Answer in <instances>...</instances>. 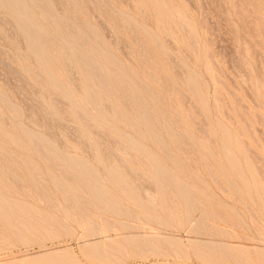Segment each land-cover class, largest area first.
I'll return each mask as SVG.
<instances>
[{
	"label": "rangeland",
	"instance_id": "1",
	"mask_svg": "<svg viewBox=\"0 0 264 264\" xmlns=\"http://www.w3.org/2000/svg\"><path fill=\"white\" fill-rule=\"evenodd\" d=\"M26 2L0 0V264H264V0Z\"/></svg>",
	"mask_w": 264,
	"mask_h": 264
},
{
	"label": "bare ground",
	"instance_id": "2",
	"mask_svg": "<svg viewBox=\"0 0 264 264\" xmlns=\"http://www.w3.org/2000/svg\"><path fill=\"white\" fill-rule=\"evenodd\" d=\"M9 1L12 2V0H9ZM13 1H14V0H13ZM24 1H25V4L27 3L26 6H31V4H33V2H36V1H33V2L30 1L31 4L28 5V2H26V0H24ZM28 1H29V0H28ZM37 1H38V0H37ZM16 2H17V1H16ZM16 2H14V3H16ZM22 2H23V1H22ZM17 3H18V2H17ZM17 3H16V4H17ZM20 3H21V1H20ZM20 3H19V4H20ZM37 3H38V2H37ZM87 3H88V2H87ZM160 4H161V3H160ZM20 5H21V4H20ZM23 5H24V4H23ZM34 5H35V7H36L37 4L35 3V4H33L32 6H34ZM39 5H40V6H39ZM39 5H38V6L41 7V4H39ZM42 5H44V4H42ZM66 5H67V3H66ZM158 5H159V4H158ZM162 5H163V4H162ZM24 6H25V5H24ZM32 6H31V7H32ZM89 6H90V5H89ZM130 6H131V4H130ZM18 7H20V6L18 5ZM35 7H33V8H35ZM44 7H46V6H44ZM21 8H22V7H21ZM25 8H26V7H25ZM37 8H38V7H37ZM47 8H48V6L46 7V9H47ZM68 8H69V7H68ZM166 8H167V7H166ZM11 9H13V8H11ZM30 9H31V8H30ZM35 9H36V8H35ZM35 9H34V10H35ZM42 9H43V8H42ZM49 9H50V8H49ZM141 9H142V11H143L144 8H141ZM17 10H18V9H17ZM24 10H25V9H24ZM32 10H33V9H32ZM40 10H41V9H40ZM19 11H20V10H19ZM19 11H18V12H19ZM28 11H29V9H28ZM28 11H27V13H28ZM35 11H36V10H35ZM91 11H92V10H91ZM160 11L163 12V10H160ZM12 12H13V11H12ZM143 12H144V11H143ZM41 13H42V11H41ZM91 13H92V12H91ZM16 14H17V13H16ZM19 14L21 15L20 12H19ZM22 14H23V13H22ZM35 14H36V13H35ZM37 14H38V16H40V15H39L40 13H37ZM46 14H49V12H48V13L46 12ZM105 14H106V12H105ZM112 14H113V13H112ZM160 14H161V13H160ZM23 16H24V14L22 15V17H23ZM30 16H31V15H30ZM45 16H46V15H45ZM49 16H50V15H49ZM94 16H95V15H94ZM108 16H109V15H108ZM22 19H25V18H22ZM96 19H97V17H96ZM163 19H164V17H163ZM32 20H33V19H32ZM157 20H159V19H157ZM24 21H26V20H24ZM48 21L50 22V19H49ZM100 21H101V20H100ZM115 21H116V20H115ZM162 21H163V20H162ZM170 21H172V20H170ZM26 22H28V21H26ZM44 22L46 23V21H44ZM52 22H55V21H52ZM101 22H102V21H101ZM172 22H173V21H172ZM37 23H38V22H37ZM26 24H27V23H26ZM34 24H35V22H33V25H34ZM39 24H40V23H39ZM56 24L59 25V23H57V21H56ZM20 25H21V24H20ZM28 25H29V23H28ZM45 25H46V27H47L48 24L46 23V24H44V26H45ZM50 25L53 26L52 24H50ZM63 25H64V23H63ZM63 25H60V26H63ZM118 25H119V24H118ZM163 25H164V24H163ZM34 26H35V25H34ZM48 26H49V25H48ZM51 26H50V27H51ZM66 26L68 27V25H66ZM66 26H65L64 28H66ZM55 27H56V26H55ZM55 27H54V28L51 27V28H49V29L52 30V28H53L54 31L58 32L57 30H55ZM105 27H106V26H105ZM158 27H159V26H158ZM172 27H173V26H172ZM29 28H30V26H29ZM36 28H37V27H36ZM57 28H58V27H57ZM62 28H63V27H62ZM68 28H69V27H68ZM31 29H32V28H31ZM46 29H47V28H46ZM70 29H71V28H70ZM103 29H104V28H103ZM106 29H107V28H106ZM159 29H160V28H159ZM39 30H40V28H39ZM66 30H67V29H66ZM71 30H72V29H71ZM184 30H185V29H184ZM27 31H28V30H27ZM37 31H38V30H37ZM43 31H44V30H43ZM54 31H53V32H54ZM174 31L176 32V30H174ZM185 31H186V30H185ZM35 32H36V30H35ZM44 32H45V31H44ZM49 32H50V30H49ZM30 33L33 34L32 30L30 31ZM50 33H52V32H50ZM176 33H177V32H176ZM39 34H40V32H39ZM47 34H48V33H47ZM56 34H58V33H56ZM35 35H36V34H35ZM41 35H42V34H41ZM43 35H44V34H43ZM49 35H50V34H49ZM51 35H53V34H51ZM54 35H55V34H54ZM59 35H60V33H59ZM190 35H191V34H190ZM36 36H37V35H36ZM33 37H34V39H36L34 35H33ZM42 37H45V35H44V36H40V38H42ZM47 37H49V36H47ZM56 37H57V35H56ZM190 37H191V39H193V38H192L193 36H190ZM57 38H59V37H57ZM62 38H64V37H62ZM113 38H114V37H113ZM37 39H38V38H37ZM37 39H36V42L38 41ZM46 39H47V38H46ZM59 39H61V38H59ZM114 39H115V38H114ZM42 40H43V39H41V42H42ZM61 40H62V39H61ZM69 40H70V39H69ZM193 40H194V39H193ZM45 41H47V40H45ZM70 41H71V40H70ZM113 41H114V40H113ZM113 41H112V42H113ZM43 42H44V41H43ZM37 43H38V42H37ZM73 43H74V42H73ZM76 43H77V42H76ZM64 44H65V43H64ZM79 44H80V43H79ZM36 45H37V44H36ZM39 45H40V43H39ZM140 45H141V44H140ZM64 46H65V45H64ZM80 46H82V45L80 44ZM141 46H142V45H141ZM142 47H143V46H142ZM65 48H66V47H65ZM76 48H77V47H76ZM84 48H85V47H84ZM143 48H144V47H143ZM87 49H88V48H87ZM92 49H93V48H92ZM65 50H66V49H65ZM79 50H80V49H79ZM67 51H68V50H67ZM75 52H76V51H75ZM84 52H85V51H84ZM146 52H147V51H146ZM91 53H92V52H90L89 55H91ZM64 54H65V53H63V55H64ZM66 54H67V53H66ZM70 54H71V53H70ZM86 54L88 55V52H87ZM94 54H95V53H94ZM96 55H97V54H96ZM89 57H90V56H89ZM97 57H98V56H97ZM70 58H71V57H70ZM126 58H127V57H126ZM172 59H173V58H172ZM66 60H71V59H66ZM72 60H75V58L72 59ZM75 61H76V60H75ZM67 63H68V62H67ZM67 63H66V64H67ZM71 63H72V62H71ZM71 63H70V64H71ZM106 63H107V62H106ZM74 64H75V63H74ZM68 65H69V63H68ZM76 65H77V64H76ZM81 65H82V63H81ZM106 65H107V64H106ZM71 66H72V65H71ZM78 66H79V63H78ZM102 66H103V65H102ZM141 66H142V65H141ZM62 67H63V66H62ZM104 67H105V66H104ZM70 68H71V67H70ZM81 68H82V67H81ZM94 68H95V67H94ZM117 68H118V67H117ZM117 68H116V69H117ZM71 69H72V68H71ZM95 69H96V68H95ZM110 69H112V68H110ZM114 70H115V69H114ZM14 71H15V70H14ZM14 71L12 70V72H14ZM37 71H38V70H37ZM41 71H42V70H41ZM72 71H73V70H72ZM95 71H96V70H95ZM103 71H105V69H104ZM115 71H116V70H115ZM118 71H119V70H118ZM42 72H43V71H42ZM64 72H65V71H64ZM40 73H41V72H40ZM73 73H74V72H73ZM86 73H87V72H86ZM97 73H98V72H97ZM97 73H96V74H97ZM120 73H121V72H120ZM17 74H18V73H17ZM117 74H118V73H117ZM43 75H44V74H43ZM83 75H84V74H83ZM106 75H107V74H106ZM16 76H17V75H16ZM74 76H75V75H74ZM101 76H102V75H101ZM112 76H113V75H112ZM152 76H153V75H152ZM17 77L19 78V76H17ZM102 77H103V76H102ZM121 77H122V76H121ZM123 77H125V76H123ZM123 77H122V78H123ZM122 78H121V79H122ZM167 78H168V77L166 76V79H167ZM215 78H216V76H215ZM77 79H78V78H77ZM86 79H87V78H86ZM96 79H97V78H96ZM108 79H109V77H108ZM123 79H124V78H123ZM84 80H85V79H84ZM97 80H98V79H97ZM101 80H103V79H101ZM110 80H111V79H110ZM216 80H217V78H216ZM216 80H215V81H216ZM23 81H24V80H23ZM50 81H51V80H50ZM85 81H86V80H85ZM104 81L107 82V80H104ZM112 81H114V79H112ZM118 81H119V79H118L116 82L118 83ZM218 81H219V80H218ZM39 82H40V81H39ZM83 82H84V81H83ZM88 82H89V80H88ZM88 82H86V83H88ZM220 82H221V81H220ZM84 83H85V82H84ZM94 83H95V82H94ZM109 83H110V82H109ZM111 83H112V82H111ZM114 83H115V81H114ZM200 83H201V82H200ZM26 84H27V83H26ZM50 84H51V83H50ZM90 84H91V83H90ZM96 84H97V83H96ZM96 84H95V85H96ZM106 84H107V83H106ZM120 84H122V82H121ZM123 84H124V83H123ZM127 84H129V83H127ZM28 85H29V84H28ZM51 85H52V84H51ZM82 85H83V84H82ZM87 85H88V84H87ZM115 85L117 86L116 83H115ZM115 85H114V86H115ZM168 85H170V83H169ZM40 86H41V84H40ZM76 86H77V85H76ZM83 86H84V85H83ZM85 86H86V85H85ZM91 86H93V85H91ZM110 86H113V85L111 84ZM122 86H123V85H122ZM223 86H224V85H223ZM31 87H32V86H31ZM77 87H78V86H77ZM0 88H1V87H0ZM22 88H23V87H22ZM83 88H84V87H83ZM92 88H93V87H92ZM92 88H91V89H92ZM113 88H114V87H113ZM117 88L119 89V87H117ZM121 88H122V87H121ZM126 88H127V85H126ZM122 89H123V88H122ZM124 89H125V88H124ZM124 89H123V91H124ZM128 89H129V87H128ZM22 90H23V89H22ZM34 90H35V89H34ZM84 90H86V89H84ZM36 91H37V90H35V92H36ZM88 91H89V90H88ZM90 91H91V90H90ZM111 91H112V90H111ZM125 91H126V93H127V90H125ZM131 91H133V90H131ZM216 91H217V90H216ZM55 92L57 93V91H54V93H55ZM95 92H96V91H95ZM99 92L102 93V91H99ZM99 92H98V93H99ZM119 92H120V89L118 90V95H117L118 97H119ZM18 93H19V92H18ZM25 93H26V92H25ZM25 93H24V94H25ZM96 93H97V92H96ZM120 93H121V92H120ZM126 93H125V94H126ZM135 93H136V91H135ZM135 93H134V94H135ZM93 94H94V93H93ZM93 94L91 93V96H92ZM114 94H115V93H114ZM116 94H117V93H116ZM116 94H115V95H116ZM121 94H122V93H121ZM181 94H184V93L181 92ZM53 95H55V94H53ZM100 95H102V94L99 93V96H100ZM122 95H123V94H122ZM137 95H138V94H137ZM224 95H225V94H224ZM85 96H86V95H85ZM113 96H114V95H113ZM120 96H121V95H120ZM185 96H186V95H185ZM31 97H32V96H31ZM31 97H30V98H31ZM55 97H56V96H55ZM93 97H96V96H93ZM93 97H92V98H93ZM122 97H123V96H121V98H122ZM186 97H187V96H186ZM81 98H84V97H81ZM123 98H124V97H123ZM135 98H136V97H135ZM22 99H23V98H22ZM32 99H33V98H32ZM95 99H97V101L100 100L98 97H97V98H94V100H95ZM103 99H104V98H103ZM125 99H131V98H127V96L125 95L124 100H125ZM187 99H188V97H187ZM82 100L85 101L86 99H85V100L82 99ZM121 100H122V99H121ZM100 101H102V100H100ZM93 102H96V101H93ZM102 102H103V101H102ZM122 102H123V100H122ZM129 102H130V101H129ZM140 102H142V98H141V101H140ZM185 102H186V101H185ZM24 103H25V102H24ZM26 103H27V101H26ZM115 103H116V102H115ZM115 103H114V106H115ZM174 103H175V102H174ZM85 104H86V103H85ZM104 104H105V103H104ZM126 104L128 105V103H126ZM126 104H125V105H126ZM139 104H142V103H139ZM108 105H109V104H108ZM108 105H107V103H106V106H107V107H109ZM119 105H120V104H119ZM127 105H126V106H127ZM143 105H144V103H143ZM29 106H30V105H29ZM84 106H85V105H84ZM87 106H89V105L87 104ZM102 106H103V105H102ZM102 106H100V107H102ZM104 106H105V105H104ZM123 106H124V105H123ZM107 107H106V108H107ZM111 108H112V107H111ZM124 108H125V107H124ZM128 108H129V107H127L126 109H128ZM142 108H144V107H142ZM34 109H35V108H34ZM41 109H42V107H41ZM90 109H91V107H90ZM129 109H130V108H129ZM42 110H43V109H42ZM99 110H100V109H99ZM110 110H112V109H110ZM143 110H145V109H143ZM37 111H38V110H37ZM40 111H41V110H40ZM44 111H45V110H44ZM91 111H93V110H91ZM106 111H107V110H106ZM115 111H116V110H115ZM33 112H34V115H35V111H33ZM111 112H112V111H111ZM0 113H1V112H0ZM25 113H26V111H25ZM104 113H105V112H104ZM107 113H108V112H107ZM112 113H113V112H112ZM39 114H40V113H39ZM0 115H1V114H0ZM28 115H29V113H28ZM83 115H84V114H83ZM100 115H101V114H100ZM109 115H110V113H109ZM116 115H117V114H116ZM25 116H26V115H25ZM46 116H47V114H46ZM84 116H85V115H84ZM84 116H83V117H84ZM118 116H119V115H118ZM35 117H36V116H35ZM35 117H34V118H35ZM86 117H87V116H86ZM27 118H29V117H27ZM47 118H48V117H47ZM47 118H46V120H47ZM84 118H85V117H84ZM88 118H89V117H87V119H88ZM4 119H5V118H4ZM35 119H36V118H35ZM49 119H50V118H49ZM88 120H89V122H90V118H89ZM91 120H92V118H91ZM93 120H94V119H93ZM93 120H92V121H93ZM5 121H6V119H5ZM92 121H91V122H92ZM125 121H126V120H125ZM126 122H127V121H126ZM100 123H101V122L98 121V124H100ZM152 123H153V121H152ZM8 124H9V122H8ZM47 124H49V123H47ZM50 124H51V123H50ZM51 125H52V124H51ZM51 125H50V127H51ZM100 125H101V124H100ZM130 125H131V124H130ZM101 126H103V125H101ZM15 130H16V129H15ZM23 132H24V131H23ZM23 134L25 135V133H23ZM176 134H177V133H176ZM106 135H107V134H106ZM30 136H31V135H30ZM30 136H29V138L31 139ZM71 136H72V135H71ZM99 136H100V135H99ZM27 137H28V136H27ZM181 138H182V137H181ZM75 139H76V138H75ZM82 140H83V138H82ZM116 140H117V139H116ZM31 141H32V140H31ZM33 141H34V139H33ZM111 141H112V140H111ZM117 141H118V140H117ZM119 141H120V140H119ZM78 142H79V141H78ZM83 142H84V141H83ZM34 143H35V142H34ZM103 143H104V142H103ZM119 143H121V141H120ZM20 144H21V143H20ZM35 144H37V145H39V146L41 145V144H38L37 141H36ZM45 144H46V143H45ZM64 144H65V143H64ZM85 145H86V144H85ZM90 145H92V143H91ZM120 145H123V144H120ZM39 146H38V148L40 149L41 146H40V147H39ZM65 146H66V145H65ZM86 146H87V145H86ZM123 146H124V145H123ZM175 146H176V145H175ZM91 147H93V145H92ZM125 147H126V146H125ZM176 147H177V146H176ZM43 148H44V146H43ZM46 148H47V147H46ZM46 148H44V149H46ZM85 148H86V147H85ZM41 149H42V148H41ZM41 149H40V151H41ZM48 149H49V148H48ZM109 149H110V148H109ZM128 149H129V148H128ZM181 149H182V148H181ZM183 149L185 150V147H184ZM125 150H127V147L125 148ZM130 150L132 151V149H129V151H130ZM178 150H179V149H178ZM9 151H10V150H9ZM42 151H43V150H42ZM42 151H41V152H42ZM45 151L47 152L48 150H45ZM94 151H95V150H94ZM112 152H113V151H112ZM127 152H128V151H127ZM48 153H50V152H48ZM113 153H114V152H113ZM166 153H167V152H166ZM127 154H128V153H127ZM167 154H168V153H167ZM18 155H19V154H18ZM42 155H44V153H42ZM45 155H47V154H45ZM45 155H44V157H45ZM110 155H111V154H110ZM0 156H1V155H0ZM52 156H53V155H52ZM116 156H117V155H116ZM1 157H2V156H1ZM14 157H15V156H14ZM21 158H22V157H21ZM110 158H111V157H110ZM23 159H24V158H23ZM47 159H49V158L47 157ZM54 159H55V158H54ZM14 160H15V159H14ZM17 160H20V158L17 159ZM25 161H26V160H25ZM49 161H51V159H50ZM0 162H1V161H0ZM3 162H4V161H3ZM15 162H17V161H15ZM15 162H14V163H15ZM18 162H19V161H18ZM52 162H56V161H51V163H52ZM147 162H148V161H147ZM19 163H20V162H19ZM76 163H77V162H76ZM135 163H136V162H135ZM4 164H5V163H4ZM29 164H30V163H29ZM52 164H53V163H52ZM52 164H51V165H52ZM55 164H56L55 168H58V167H57V165H58L59 168H60V170L62 169V168L60 167L59 163H58V164L55 163ZM55 164H54V165H55ZM14 165H15V164H14ZM6 167H7V165H6ZM85 167H86V166H85ZM126 167H127V166H126ZM33 168H34V167H33ZM59 168H58V169H59ZM6 169H7V168H6ZM128 169H129V168H128ZM62 170H63V172H65L64 169H62ZM62 170H61V172H62ZM66 170H67V169H66ZM8 171H9V170H8ZM17 171H18V170H17ZM33 171H34V169L32 170V172H33ZM68 171H69V170H68ZM83 171H84V170H83ZM133 171H134V169H133ZM10 172H11V171H9V173H10ZM69 172H71V171H69ZM81 172H82V171H81ZM104 172H105V171H104ZM159 172H160V171H159ZM35 173H36V172H35ZM74 173H75V172H74ZM133 173H134V172H133ZM135 173H136V172H135ZM149 173H150V172H149ZM10 174H11V173H10ZM20 174H22V173H20ZM32 174H34V172H33ZM40 174H41V173H40ZM42 174H43V173H42ZM66 174H67V173H66ZM71 174H72V172H71ZM71 174H70V175H71ZM4 175H5V174H4ZM13 175H14V174H13ZM35 175H36V174H35ZM75 175H76V174H75ZM150 175H151V174H150ZM159 175H160V174H159ZM161 175H163V174H161ZM161 175H160V176H161ZM36 176H37V175H36ZM90 176H91V175H90ZM164 176H165V175H163L162 177H164ZM14 177H15V175H14ZM67 177H68V176H67ZM11 178H12V177H11ZM94 178H95V177H94ZM141 178L143 179V177H141ZM164 178H165V180H167V179H166V178H167L166 176H165ZM8 179H9V178H8ZM36 179H37V178H36ZM130 179H132V178H130ZM159 179H160V177H159ZM17 180H18V179H17ZM17 180H16V182H17ZM40 180H41V179H40ZM76 180H77V179H76ZM79 180H80V179H79ZM117 180H118V179H117ZM161 180H163V178H162ZM18 181H20V180H18ZM57 181H58V180H57ZM71 181H72V180H71ZM80 181H81V180H80ZM113 181H114V180H113ZM130 181H132V180H130ZM143 181H145V180H143ZM146 181H147V180H146ZM20 182H21V181H20ZM20 182H18V184H21V183H22V182H21V183H20ZM31 182H32V181H31ZM72 182H73V181H72ZM141 182H142V181H141ZM164 182H165V181H164ZM56 183H57V182H56ZM81 183H82V182H81ZM118 183H119V182H118ZM132 183L136 184V183L134 182V180H133ZM22 184H23V183H22ZM43 184H44V183H43ZM23 185H24V184H23ZM25 185H26V184H25ZM39 185H40V184H39ZM44 185H45V184H44ZM58 185H59V184H58ZM119 185H122V183L119 184ZM149 185H150V184H148V186H149ZM165 185H166V184H165ZM20 186H21V185H20ZM45 186H46V185H45ZM80 186H82V184H81ZM180 186H181V185H180ZM21 187H23V186H21ZM40 187L43 188L42 186H40ZM46 187H47V186H46ZM82 187H83V186H82ZM98 187H99V186H98ZM33 188H34V187H33ZM47 188H48V187H47ZM60 188H61V187H58V189H60ZM102 188H103V187H102ZM122 188H123V187H122ZM27 189H28V188H27ZM34 189H36V188H34ZM61 189H62V188H61ZM61 189H60V190H61ZM70 189H71V188H70ZM84 189H85V188H84ZM84 189H83V190H84ZM153 189H154V188H153ZM166 189H167V187H166ZM22 190H23V189H22ZM42 190H43V189H42ZM62 190H63V189H62ZM62 190H61V191H62ZM74 190H76V189H73V193H74ZM86 190H87V189H86ZM126 190H127V189H126ZM144 190H146V189H143V191H144ZM35 191H36V190H35ZM87 191H88V190H87ZM87 191H85V192H87ZM90 191H91V190H90ZM143 191H142V193L146 192L147 190L144 191V192H143ZM183 191H184V190H183ZM19 192H20V191H19ZM63 192H64V191H63ZM76 192H77V191H76ZM98 192H99V191H98ZM165 192H166V194H168L167 191H165ZM146 193H148V192H146ZM155 193H156V192H155ZM5 194H6V193H5ZM39 194H40V193H39ZM61 194H62V193H61ZM74 194H75V193H74ZM126 194L128 195V193H126ZM126 194H125V195H126ZM144 194H145V193H144ZM187 194H188V193H187ZM190 194H191V193H190ZM196 194H197V193H196ZM72 195H73V194H72ZM75 195H77V194H75ZM41 196H42V195H41ZM143 196H144L146 199L149 198V195H147V194H146V196H148V197H146L145 195H143ZM151 196H152V195H151ZM184 196H185V195H184ZM189 196H190V195H189ZM73 197H74V196H73ZM83 197H84V196H83ZM95 197H96V195H95ZM97 197H98V196H97ZM106 197H107V195H106ZM166 197H167V196H166ZM168 197H169V196H168ZM174 197H175V196H174ZM190 197H191V196H190ZM76 198H78V196H76ZM191 198H192V197H191ZM201 198H202V197H201ZM98 199H99V197H98ZM168 199H169V198H168ZM203 199H204V198H203ZM76 200H77V199H76ZM81 200H82V199H81ZM81 200H80V201H81ZM166 200H167V199H166ZM192 200H193V198H192ZM6 201H7V200H6ZM6 201H5V202H6ZM48 201H49V200H48ZM100 201H101V199H100ZM1 202H3V201L0 200V203H1ZM8 202H9V201H8ZM8 202H7V203H8ZM85 202H87L88 204L90 203V202H88V201H85ZM167 202H168V201H166V203H167ZM10 203H11V202H10ZM10 203H9V204H10ZM69 203H70V202H69ZM77 203H78V201H77ZM67 204H68V203H67ZM85 204H86V203H85ZM167 204H168V203H167ZM4 205L6 206L5 203H4ZM7 205H8V204H7ZM12 205L14 206V204H12ZM12 205H11V206H12ZM79 206H80V204L78 205V207H79ZM83 206H84V205H83ZM91 206H93V205L90 204V207H91ZM105 206H106V205H105ZM167 206H168V205H167ZM167 206H166V207H167ZM196 206H197V205H196ZM16 207H17V206H16ZM80 207H81V206H80ZM108 207H109V206H108ZM194 207H195V206H194ZM6 208H8V207L6 206ZM9 208H10V207H9ZM13 208H14V207H12V209H13ZM118 208H119V206H118ZM122 208H123V207H122ZM125 208H126V207H125ZM196 208H197V207H196ZM80 209H81V208H80ZM83 209H86V206H85V208L83 207ZM91 209H92V207H91ZM93 209H94V207H93ZM96 209H97V208H96ZM120 209H121V207H120ZM198 209H199V207H198ZM200 209H201V208H200ZM128 210H129V208H128ZM4 211H5V210H4ZM10 211H11V209L9 210V212H10ZM80 211H82V210H80ZM87 211H88V210H86V212H87ZM97 211H98V209H97L95 212H97ZM121 211H122V209H121ZM124 211H125V210H124ZM124 211H123V213H124ZM197 211H198V210H197ZM202 211H203V210H202ZM218 212H219V211H218ZM83 213H84V212H83ZM100 213H101V212H100ZM100 213H99V214H100ZM103 213H104V212H103ZM131 213H133V212H131ZM220 213H221V211H220ZM13 214H14V213H13ZM89 214H90V212H89ZM173 214H175V213L173 212ZM202 214L204 215V214H206V213L203 212ZM7 215H9L8 212H7ZM90 215L92 216V214H90ZM101 215H103V214L101 213ZM132 215H133V214H132ZM103 216H104V215H103ZM173 216H174V215H173ZM97 217H98V215H97ZM106 217H107V216L105 215V218H106ZM132 217H135V216L133 215ZM220 217H221V216H220ZM85 218H86V217H85ZM98 218H100V216H99ZM105 218L103 217V219H105ZM101 219H102V218H101ZM106 219H107V218H106ZM92 220H93V219H92ZM110 220H111V219H110ZM87 221H89V222L92 223V221H90V219L87 220ZM106 221H108V219H107ZM108 222H109V221H108ZM110 222H112V221H110ZM93 225H95V222H94ZM193 227H194V226H193ZM22 231H23V230H22ZM149 236H150V235H149ZM156 236H158V235H155V237H156ZM159 236H160V235H159ZM117 237H118V236H116V238H117ZM117 239H119V238H117ZM120 239H121V238H120ZM160 239H161V238H160ZM135 240H136V239H135ZM157 240H158V239H157ZM118 241H119V240H118ZM137 241H138V240H137ZM158 241H159V240H158ZM158 241H157V242H158ZM162 241H163V240H162ZM123 242H124V241H123ZM163 242H164V241H163ZM141 245H142V244H141ZM219 245H221V244H219ZM122 246H123V245H122ZM142 246H143V245H142ZM207 246H208V245H207ZM214 246H215V245H214ZM99 249H100V248H98V250H99ZM57 252H58V251H57ZM59 252H60V251H59ZM59 252H58V253H59ZM100 252H102V251H100ZM46 253H47V254H45V253H44V254H40V256H44V255H48V254H53V253H56V251H51V252L48 251V252H46ZM26 257L28 258V256H26ZM26 257H24V258H26ZM33 257H34V256H33ZM35 257H36V256H35ZM223 257H224V256H223ZM27 258H26V259H27ZM223 259H224V258H223Z\"/></svg>",
	"mask_w": 264,
	"mask_h": 264
}]
</instances>
